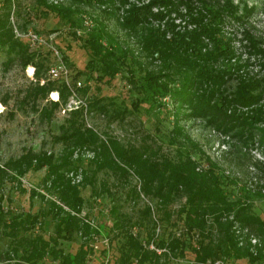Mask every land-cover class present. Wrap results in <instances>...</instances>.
Returning <instances> with one entry per match:
<instances>
[{
	"label": "trees",
	"instance_id": "1",
	"mask_svg": "<svg viewBox=\"0 0 264 264\" xmlns=\"http://www.w3.org/2000/svg\"><path fill=\"white\" fill-rule=\"evenodd\" d=\"M65 1L35 0L34 3L41 13L66 21L73 27V33L84 27V3L130 4L124 9L122 19L116 14L119 5L110 11L100 7L102 15L93 16L92 26L77 35L84 39L90 55L86 66L98 63L101 71L96 75L98 80L110 81L124 65H130L126 69L137 90L131 102L135 109L140 104L147 109H160L165 104L162 98L168 94L179 106L186 105L188 115L201 117L223 133L234 135L243 146L248 141L257 142L264 149V74L248 69L250 64H255V71H264L263 38L242 26L252 6L243 3L242 12L237 13L238 6L231 0H198L200 7H196L193 0H149L141 4L130 0ZM180 2L185 4V12L180 11ZM13 4L15 0L0 1V49L7 55L3 62L17 60L22 67L34 66V82L20 101L31 99V107L37 110V101L46 99L39 113L50 118L67 102L70 90L61 79L42 76L52 62L49 50L31 49L27 40L15 36L10 21ZM152 5L159 7L156 12ZM171 12L189 16L195 26L176 29L169 17ZM112 16L116 26L136 33L148 57L159 60L157 68H151L148 62L144 64L127 41L118 39L108 29L106 19ZM166 16L163 27L150 24V20L158 21ZM230 19L241 24L239 40H244L246 47L242 58L231 45L234 32L223 29ZM167 30L171 32L170 37L166 36ZM202 36L210 42L209 47ZM62 56L66 62L65 54ZM133 64L142 70L135 80ZM83 72L85 79L91 77L89 70H78L72 77L75 79ZM175 76H178V84L170 85L175 82ZM232 78L236 83L228 89L226 83ZM87 88L86 83L77 89L86 91ZM53 90L58 91V99L49 97ZM104 99V96L90 97L67 111L59 125L60 132L54 136L55 141L62 143V151L57 156L54 152L28 148L0 164V222L9 237L6 246L0 248V264H86L101 234L100 223L92 224L88 214H80L85 202L82 189L87 185H91L95 196L106 192L114 197L112 186L126 187L125 194L133 200L144 196L155 201V211L150 203L141 211L142 220L146 218L153 226L152 231L145 234L131 230L132 224L142 225V220L126 225L130 218L122 220L115 216L109 230L117 239L119 253L109 264H170L173 258L187 253L188 264H215L217 259H222L223 264L237 261L264 264V217L253 210L250 200L264 197V184L260 182H264V162L251 161L250 167L258 174V179L253 188H248L239 183V170L226 172L217 161L203 154L177 119L168 134L169 143L175 147L173 155L164 152L155 138L123 143L117 136L100 132L85 121L86 111L109 113L112 118L121 120L132 112L112 98L107 103ZM83 150L90 151V157L83 154ZM197 150L203 154L202 158L195 156ZM225 153L236 165L246 154L241 149ZM43 167L46 172L42 181L50 196L47 198L34 189L31 195L38 193L48 205L36 212L4 207L2 187L6 177L18 179L31 169ZM77 174L80 178L75 181L73 175ZM131 175L136 176L138 183L131 184ZM97 180L99 190L94 186ZM176 201H180L177 207L171 208ZM116 209L113 204L109 210L115 214ZM173 213L182 223L181 230L169 231L166 236L157 238L155 225L170 223ZM48 215L55 235L45 234L41 229ZM235 225L245 229V233L235 232ZM75 234L80 235L78 246L75 250L65 249L59 239L71 240ZM249 236L256 241L251 243ZM151 243L154 247H150ZM105 249L104 246L100 251L104 253Z\"/></svg>",
	"mask_w": 264,
	"mask_h": 264
},
{
	"label": "rangeland",
	"instance_id": "2",
	"mask_svg": "<svg viewBox=\"0 0 264 264\" xmlns=\"http://www.w3.org/2000/svg\"><path fill=\"white\" fill-rule=\"evenodd\" d=\"M1 1V0H0ZM51 1V0H50ZM65 1V0H63ZM149 0H130V2L141 4L147 3ZM212 1V0H211ZM35 0H15V4L12 5L10 13V21L13 27V32L16 37L25 39L18 33H24L27 30H35L42 34L54 33V44L60 49L61 54L66 56V64L71 70V75L78 70H89L91 77L85 79L86 73L83 72L76 77L83 79L87 82L88 88L84 90H76V96H68L66 103L61 104L50 118L42 117L39 110L43 104L46 103V99L42 98L37 101V110L31 107L32 100L29 99L25 102L20 100L25 94V90L30 84L34 82V67L29 64L22 67L21 64L15 60L12 62H3L6 59V53L3 49H0V164H4L10 157H17L21 153L25 152L28 148H34L36 151L54 152L55 156L61 153L62 143L57 142L54 136L60 132L59 125L63 122L67 116L69 106L77 105L78 102L84 103L90 97L104 96L103 102L107 103L109 98L116 101L117 104H124L128 108L132 109V112L124 119L112 118L109 113H102L97 110L86 111L85 121L88 125L94 126L100 132L106 131L109 134H113L119 138L120 141L126 143L140 142L142 140H151L155 138L157 142L162 146L164 152L173 155L175 153L174 144L169 143L168 134L174 125V120H179V123L184 127L193 141L203 151V154L208 155L211 159L217 161L226 172L239 170L237 174L239 183L244 184L248 188H253L258 174L254 172L251 167V161L255 159L264 162L263 148L257 142H247L245 146L240 141L230 134L223 133L221 130L216 129L214 126L208 124L203 118L188 115V108L179 106V104L170 95H166L162 98L165 104L160 109L154 110V108L147 109L144 104H140L135 109L131 102L135 100L137 90L135 85L132 84L130 77L131 73L126 69L129 64L124 65L121 72H118L114 78L110 81L98 80L96 75L100 74L98 63L94 62L93 66L87 67V61L90 57L83 38L78 37L77 34L84 29H88L95 22L93 16H101L100 7H104L110 11L112 7H118V3L114 5L110 3L98 5L96 2L84 3L83 8L86 10L83 14L84 27L76 30L73 33V27L68 25L64 20L54 19L50 15H45L35 7ZM66 2V1H65ZM116 2V1H115ZM222 2V0H220ZM232 3L237 4V13L242 12V4L252 6V9L246 12L245 21L242 26L249 28L255 34H259L263 38L264 46V0H231ZM196 7L199 6L198 0H193ZM130 6L129 3L120 4L116 11L119 18L125 14L124 9ZM180 11L185 12L187 8L183 2L178 4ZM158 6L152 5V10L156 12ZM19 11V12H18ZM104 15V14H103ZM173 22L176 24V29L184 30V28H193L195 22L189 20V16L176 15L175 12H171L170 16ZM165 19L162 20H150L153 25L160 24L164 26ZM106 24L109 30L118 39L125 40L132 47L135 55L142 60L145 64L148 62L151 68H157L159 60L148 57L147 52L142 48L136 33L132 30L121 28L116 26L115 17H109L106 19ZM52 28L53 31H49ZM241 24L230 19L225 24L223 29L229 32H234L231 39V45L235 52L239 54V57L246 55V47L243 45L244 40H239L241 33L239 32ZM166 36L170 37L171 32L166 31ZM202 39L207 42V47L210 46V42L207 38L202 36ZM31 49L34 47L30 46ZM43 51L48 50L45 46L40 48ZM53 60V58L51 57ZM130 61V60H128ZM131 64V63H130ZM135 68V76L133 80L138 79L140 70L135 64L132 65ZM252 69L256 74H264L263 69L257 70L255 64H250L248 69ZM248 71V70H247ZM177 75V74H175ZM42 76H48L47 72H42ZM105 78V77H104ZM43 79H41L42 81ZM236 80L234 78L229 79L226 83V88L231 89ZM178 84V76H175V82L170 85ZM59 95V94H58ZM57 93H49V97H56ZM53 99V98H52ZM110 109L112 107H109ZM150 135L151 137L147 136ZM236 149L245 150L246 154L242 156L238 165L232 163L231 156L225 153L226 150L235 151ZM87 157H90V151H84ZM200 151H196L195 156H203ZM75 156V155H74ZM203 160V159H201ZM88 161V160H87ZM85 161V162H87ZM86 165V164H85ZM240 166V167H238ZM245 171L242 172V169ZM46 172V167L38 170H29L18 179L6 177L3 184V205L4 207H13L17 210H30L31 212L39 211L42 207L48 205L46 199H43L38 193L31 195V190L34 189L37 192H41L45 197L49 198V193L45 189L42 178ZM102 176V172L99 176ZM74 180L77 181L80 178V174L73 175ZM131 184L138 183L135 175L129 176ZM110 180H113L110 177ZM264 184L263 181H260ZM97 190L100 189V182L97 180L94 184ZM127 186V185H125ZM126 187H111L114 194L112 197L110 194L103 192L99 195L93 194L91 185H87L82 189V195L85 198V202L81 209V216H85V213L89 215L88 219L92 224H101L100 240L95 242L96 247L93 253H90L86 264H109L116 255H118L117 239L113 238L112 231L109 230V226L113 223L115 216L122 218V220L130 218L126 223H133L142 220V209L146 203H150L155 211V201L141 196L138 199L133 200L125 194ZM183 200V199H182ZM252 202V208L255 212L264 217V197L250 198ZM180 201H176L171 208H176ZM113 204H116V213L112 214L110 208ZM158 213V212H156ZM91 223V222H90ZM174 223V225L172 224ZM38 224V223H37ZM152 225L146 218L142 220V225L132 224L131 230H140L142 234L146 231H152ZM182 228L181 221L178 222L175 213L171 216L170 223L159 222L154 227V233L156 237L166 236L169 231H180ZM42 231L45 234L55 235L53 221L50 216H46L41 224ZM235 232L245 233V229H241L235 225ZM240 238V236H239ZM112 239L111 243L109 240ZM9 237L4 234L0 222V248L6 246ZM61 245L68 250H75L80 241V235L75 234L71 240H61ZM249 241L254 243L256 240L254 237L249 236ZM110 245L107 246V244ZM152 244V243H151ZM105 246V252H101ZM107 246V247H106ZM187 253L184 257L173 258L170 264H188ZM109 258V260H108ZM218 264H223L222 259H217ZM114 264H119L115 262ZM235 264H247L245 261H237Z\"/></svg>",
	"mask_w": 264,
	"mask_h": 264
},
{
	"label": "built area",
	"instance_id": "3",
	"mask_svg": "<svg viewBox=\"0 0 264 264\" xmlns=\"http://www.w3.org/2000/svg\"><path fill=\"white\" fill-rule=\"evenodd\" d=\"M21 36H24L25 39L28 41L29 45L34 47L33 49H40L41 47H46L52 55V62L50 63L47 73L48 76L51 78H59L61 79L69 88L70 95L76 96V90L78 87L84 86L87 82L83 79L73 78L71 75V70L67 66L60 49L54 44V33L49 34H42L35 30H27L24 33H18ZM34 67V66H33ZM43 82V80L41 81ZM57 93L56 97H52L53 99H58L59 93L57 90H54ZM52 93V91H51ZM81 103V102H80ZM78 104V103H77ZM74 106H69L68 109H71ZM89 222L92 223L91 220ZM150 247H154L153 244H150ZM157 249V248H156ZM160 251L159 249H157ZM215 264H218V261H214ZM220 264H222L220 262Z\"/></svg>",
	"mask_w": 264,
	"mask_h": 264
}]
</instances>
